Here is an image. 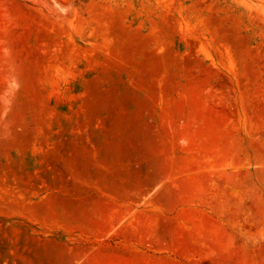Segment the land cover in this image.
I'll return each instance as SVG.
<instances>
[{
	"label": "rangeland",
	"instance_id": "obj_1",
	"mask_svg": "<svg viewBox=\"0 0 264 264\" xmlns=\"http://www.w3.org/2000/svg\"><path fill=\"white\" fill-rule=\"evenodd\" d=\"M54 241L264 264V0H0V264Z\"/></svg>",
	"mask_w": 264,
	"mask_h": 264
},
{
	"label": "bare ground",
	"instance_id": "obj_2",
	"mask_svg": "<svg viewBox=\"0 0 264 264\" xmlns=\"http://www.w3.org/2000/svg\"><path fill=\"white\" fill-rule=\"evenodd\" d=\"M13 121H14V123L11 124V132L14 133L16 130L15 125L18 124L19 121L16 118H13ZM167 122H169V121H167ZM101 182H104V179H101ZM82 183L88 184V181H82ZM94 184L99 185L98 183H94ZM105 188L107 190H110L112 193L120 194L121 189H122V185L119 184L118 182L106 183ZM67 202H68V200L65 197H54V198L48 199L46 206L30 205L29 207H27V209L32 211V212L36 211L37 213H43L47 217H50V219L56 220L57 212L54 209H52V205L57 206V205H61V204H66ZM17 206H18L17 209H11V208L9 209L11 211V213L14 215L23 214L24 213L23 206L20 203H18ZM151 229H155V227H151ZM148 230L150 231V229H148ZM29 242H34L33 238L30 237ZM34 244L37 246L36 242H34ZM41 248H42V250L40 251V254H39L40 257L49 258L48 260H51L55 264H56V262H58V261L60 262L62 260V259L60 260L61 257H72L74 255H80L81 254L78 251L73 252V254L68 253L66 251H63V249H61L58 246L57 241H54L52 243L45 242L41 246ZM97 253H98V255H100V254H104V253H108V252H107V250H104V251H99ZM119 254H121V253H119ZM122 254H125V253H122ZM26 258L28 259L30 257L26 256Z\"/></svg>",
	"mask_w": 264,
	"mask_h": 264
},
{
	"label": "crops",
	"instance_id": "obj_3",
	"mask_svg": "<svg viewBox=\"0 0 264 264\" xmlns=\"http://www.w3.org/2000/svg\"><path fill=\"white\" fill-rule=\"evenodd\" d=\"M81 255V254H80ZM80 255H74L67 257L61 261L72 264H143L142 260L138 256H132L129 254H117V253H104L98 255V253L89 254L91 258L77 259Z\"/></svg>",
	"mask_w": 264,
	"mask_h": 264
}]
</instances>
